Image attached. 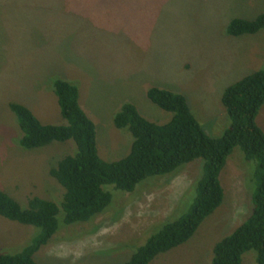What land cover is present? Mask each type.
<instances>
[{"label":"rangeland","instance_id":"374dc122","mask_svg":"<svg viewBox=\"0 0 264 264\" xmlns=\"http://www.w3.org/2000/svg\"><path fill=\"white\" fill-rule=\"evenodd\" d=\"M263 9L264 0H0V189L20 206L30 196L59 201L62 187L48 170L73 153L72 141L21 148L7 106L16 102L41 123L63 124L51 89L55 79L77 87L103 160L128 151L130 134L111 124L122 103L158 124L170 118L146 98L149 87L181 94L203 132L219 136L228 124L219 100L223 88L264 69V27L231 36L226 25ZM255 123L264 134V104ZM201 162L197 158L171 173L144 178L130 192L103 185L110 203L87 221L63 225L59 210L58 227L34 261L121 264L186 210ZM252 163L234 147L219 173L220 204L186 241L147 264H208L212 245L249 213ZM36 233L34 226L0 217V251L14 253ZM240 264H257L254 252H243Z\"/></svg>","mask_w":264,"mask_h":264},{"label":"trees","instance_id":"16d2710c","mask_svg":"<svg viewBox=\"0 0 264 264\" xmlns=\"http://www.w3.org/2000/svg\"><path fill=\"white\" fill-rule=\"evenodd\" d=\"M263 27L264 9L252 19L232 18L225 31L238 36L256 33ZM51 89L63 124L41 123L29 108L16 102L7 106L20 131L21 148L72 141L73 153L59 158L48 170L62 193L57 202L30 196L20 206L0 189V217L37 228L20 250L12 254L0 251V264H36L33 255L56 231L59 210L63 225L91 219L110 203L111 195L103 185L130 192L144 178L168 174L201 159L200 174L186 210L163 223L121 263L147 264L156 254L186 241L220 204L223 190L219 173L234 147L245 161L253 162L251 206L244 220L212 245L208 264H240L241 254L247 250L254 252L257 264H264V134L255 123L256 113L264 104V69L250 72L223 88L219 100L228 124L217 137L203 132L179 93L156 87L146 90L145 96L152 104L171 113L162 124L143 118L133 104L122 103L112 115L111 124L117 129L125 128L131 141L124 156L109 161L97 154L94 125L79 106L77 87L55 79Z\"/></svg>","mask_w":264,"mask_h":264}]
</instances>
